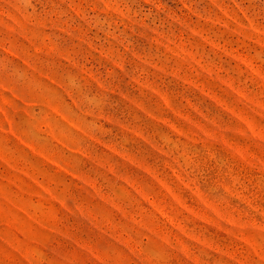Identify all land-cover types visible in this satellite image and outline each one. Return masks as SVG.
I'll use <instances>...</instances> for the list:
<instances>
[{
	"label": "rangeland",
	"instance_id": "1",
	"mask_svg": "<svg viewBox=\"0 0 264 264\" xmlns=\"http://www.w3.org/2000/svg\"><path fill=\"white\" fill-rule=\"evenodd\" d=\"M0 264H264V0H0Z\"/></svg>",
	"mask_w": 264,
	"mask_h": 264
}]
</instances>
